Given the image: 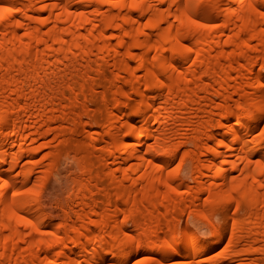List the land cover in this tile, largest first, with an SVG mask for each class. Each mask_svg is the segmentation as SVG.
<instances>
[{
	"label": "bare ground",
	"instance_id": "1",
	"mask_svg": "<svg viewBox=\"0 0 264 264\" xmlns=\"http://www.w3.org/2000/svg\"><path fill=\"white\" fill-rule=\"evenodd\" d=\"M0 9V264H264V0Z\"/></svg>",
	"mask_w": 264,
	"mask_h": 264
},
{
	"label": "rangeland",
	"instance_id": "2",
	"mask_svg": "<svg viewBox=\"0 0 264 264\" xmlns=\"http://www.w3.org/2000/svg\"><path fill=\"white\" fill-rule=\"evenodd\" d=\"M54 214L56 216H59L61 215V212L59 210L55 211ZM202 234H203V237L205 238L206 242L207 243H210L212 241V238L210 235H208L206 232L202 231Z\"/></svg>",
	"mask_w": 264,
	"mask_h": 264
},
{
	"label": "snow or ice",
	"instance_id": "3",
	"mask_svg": "<svg viewBox=\"0 0 264 264\" xmlns=\"http://www.w3.org/2000/svg\"><path fill=\"white\" fill-rule=\"evenodd\" d=\"M0 11H2V9H0Z\"/></svg>",
	"mask_w": 264,
	"mask_h": 264
}]
</instances>
